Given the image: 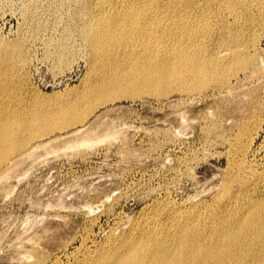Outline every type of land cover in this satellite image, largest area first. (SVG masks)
<instances>
[{
  "label": "rangeland",
  "instance_id": "rangeland-1",
  "mask_svg": "<svg viewBox=\"0 0 264 264\" xmlns=\"http://www.w3.org/2000/svg\"><path fill=\"white\" fill-rule=\"evenodd\" d=\"M118 5L0 0V111L22 112L28 141L0 166V264H103L148 232L225 225L264 193V0H158L155 51L93 53L87 33ZM178 45L219 78L167 79Z\"/></svg>",
  "mask_w": 264,
  "mask_h": 264
},
{
  "label": "bare ground",
  "instance_id": "bare-ground-1",
  "mask_svg": "<svg viewBox=\"0 0 264 264\" xmlns=\"http://www.w3.org/2000/svg\"><path fill=\"white\" fill-rule=\"evenodd\" d=\"M115 1H119V5L115 7L114 12L104 13L99 18L98 28L87 33L92 52L101 54L109 47H133L135 42L151 47L149 51H155L160 44L158 42L161 36L158 30L162 31L160 26L161 22L167 19L165 17L167 11L157 6L158 0H130L126 5L124 0ZM124 41L128 42L123 43ZM193 51L186 50L180 45L169 51L172 54L164 63V76L173 79L176 74L179 80L185 82L184 73H191L194 77V88H203L207 81L203 78L205 75L210 73L214 79H218L219 74L216 69L202 65ZM231 54L234 58L238 56L235 60L240 64L245 61L240 54L236 52ZM177 65L180 67L177 68ZM9 81L5 69H0V91L6 92L8 88L11 89V81L10 83ZM150 83L154 87L160 85L156 78ZM187 88L189 87L183 89ZM5 108L7 109L0 111V166L11 154L13 155L28 142L25 137L19 136V129L13 125L15 119L23 121L22 112L16 111V107L8 102L5 103ZM21 129L27 130L30 136L42 133V129L28 121L23 122ZM237 183L239 188L245 186L243 183ZM148 233L146 235H151L149 238L130 239L126 242L125 250L106 254L101 262L103 264H264V250H241L256 243H264V193L257 195V198L249 197L246 205L241 207L225 225L210 230L193 227L189 232L175 231L170 234L172 238L169 240ZM241 261L246 263H240Z\"/></svg>",
  "mask_w": 264,
  "mask_h": 264
}]
</instances>
